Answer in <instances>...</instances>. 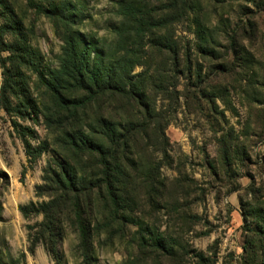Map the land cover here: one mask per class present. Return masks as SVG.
I'll use <instances>...</instances> for the list:
<instances>
[{
  "label": "rangeland",
  "instance_id": "rangeland-1",
  "mask_svg": "<svg viewBox=\"0 0 264 264\" xmlns=\"http://www.w3.org/2000/svg\"><path fill=\"white\" fill-rule=\"evenodd\" d=\"M188 1L172 24L180 66L152 52L132 70L147 73L144 101L105 96L86 110L85 124L100 113L129 125L138 167L131 213L149 228L142 240L116 219L115 235L95 234L86 258L66 217L52 234L44 213L20 211L52 200L36 186L66 154L42 82L59 67L63 42L51 13L0 0V26L17 23L0 47V264H264V0ZM72 2L73 28L110 54L117 0ZM164 7L147 0L148 10ZM23 138L40 149L33 162Z\"/></svg>",
  "mask_w": 264,
  "mask_h": 264
},
{
  "label": "trees",
  "instance_id": "trees-1",
  "mask_svg": "<svg viewBox=\"0 0 264 264\" xmlns=\"http://www.w3.org/2000/svg\"><path fill=\"white\" fill-rule=\"evenodd\" d=\"M40 1L27 0V3L36 12L52 14L63 42L59 67L49 68L42 82L52 106V123L57 119L63 127L65 135L58 140L66 154L55 159V166L45 169V184L36 186L38 196H52V200L41 202L38 207L34 203L20 206V211L25 217L44 213V230L51 231L52 226V234L54 223H59L61 216L66 217L78 233L83 256L88 258L94 235L103 232L115 235L116 219H127L129 224L137 226L142 240L149 228L131 213L137 199L133 172L138 167L132 158L131 144L135 137L129 125L100 113L85 124L86 110L105 96H130L138 102L144 101L147 90L143 82L147 73L134 74L132 70L144 64L152 52L169 55L175 68L180 66V48L172 24L177 21L178 13L191 3L162 0L166 7L148 10L147 0H117L120 21L112 28L115 46L106 54L94 40H87L78 28H73L76 14L72 12L75 9L72 0H46L47 7ZM15 24L12 19V26H0V47L4 46V33ZM205 31L206 27L199 23L200 49H206ZM46 115L49 118L50 113ZM23 140L28 159L33 162L40 149ZM100 214L104 221L97 222ZM38 235L45 241L42 232ZM37 240L35 237L33 244Z\"/></svg>",
  "mask_w": 264,
  "mask_h": 264
}]
</instances>
